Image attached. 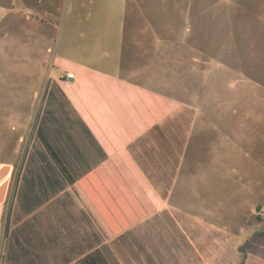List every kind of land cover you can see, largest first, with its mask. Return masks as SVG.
<instances>
[{
    "label": "crops",
    "instance_id": "obj_1",
    "mask_svg": "<svg viewBox=\"0 0 264 264\" xmlns=\"http://www.w3.org/2000/svg\"><path fill=\"white\" fill-rule=\"evenodd\" d=\"M180 4L0 0V264L205 261L179 217Z\"/></svg>",
    "mask_w": 264,
    "mask_h": 264
},
{
    "label": "rangeland",
    "instance_id": "obj_2",
    "mask_svg": "<svg viewBox=\"0 0 264 264\" xmlns=\"http://www.w3.org/2000/svg\"><path fill=\"white\" fill-rule=\"evenodd\" d=\"M180 10L179 130L197 145L179 217L206 240L196 264H264V0Z\"/></svg>",
    "mask_w": 264,
    "mask_h": 264
},
{
    "label": "built area",
    "instance_id": "obj_3",
    "mask_svg": "<svg viewBox=\"0 0 264 264\" xmlns=\"http://www.w3.org/2000/svg\"><path fill=\"white\" fill-rule=\"evenodd\" d=\"M68 77L72 78L73 77V74H68Z\"/></svg>",
    "mask_w": 264,
    "mask_h": 264
}]
</instances>
